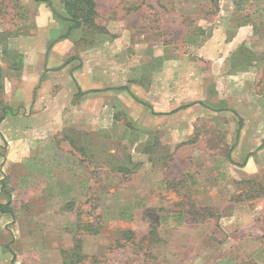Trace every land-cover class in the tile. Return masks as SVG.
<instances>
[{
	"label": "rangeland",
	"instance_id": "rangeland-1",
	"mask_svg": "<svg viewBox=\"0 0 264 264\" xmlns=\"http://www.w3.org/2000/svg\"><path fill=\"white\" fill-rule=\"evenodd\" d=\"M93 1L94 14L53 0L45 15L50 0H0V116L14 110L5 85L19 81L21 43L43 42L48 27L67 34L74 17L80 45L117 39L127 71L171 59L173 70L203 74L202 92L188 97L214 109L176 144L162 126H66L45 157L21 162L0 139V264H264V149L259 173L231 176L243 171L232 157L239 128L264 133V0ZM171 169L188 171L170 180ZM253 209L259 237L236 241Z\"/></svg>",
	"mask_w": 264,
	"mask_h": 264
},
{
	"label": "crops",
	"instance_id": "crops-1",
	"mask_svg": "<svg viewBox=\"0 0 264 264\" xmlns=\"http://www.w3.org/2000/svg\"><path fill=\"white\" fill-rule=\"evenodd\" d=\"M52 2L50 0L51 4L42 7L43 14L46 15L48 9L53 11L55 5ZM72 25L73 22L70 27ZM79 27H72L67 34L58 37H54V31L48 27L43 42L34 39L31 43L28 40L21 43L25 57L19 71V81L15 85H5V101L8 100L14 110L0 121V139L5 147L4 154L9 159L18 157L21 162H26L30 158L38 160L45 157V143H50L52 136L66 126L89 129L92 125L120 123L136 128L148 127L155 133L162 126L165 135L171 138L170 142L176 144L189 138L186 127L198 125L195 121L198 114L203 115L204 111L214 109L208 104L204 105L198 96L192 100L188 97L189 94L202 92L203 74L200 76L198 71L193 73L188 69L173 70L171 59L163 60L160 69H154L155 66L151 65L145 70L147 75L134 64L127 71L123 55L115 49L117 39H105L82 47ZM240 41L242 38L232 40L235 45ZM143 77L146 79L141 80ZM155 77H159L158 80ZM12 92L20 95L16 99L17 104L13 103L15 98ZM115 110L125 113V122H117ZM235 112L242 116L236 109ZM245 126L239 128L236 153L232 154L236 160L243 161L242 172H231L235 179L242 178L241 175L257 174L263 168L257 159L263 157L264 146L260 145L264 133L261 130L258 134V130ZM3 158L0 154V162ZM180 158L178 153L173 155L170 164L178 162ZM22 167L27 173L31 172L26 165ZM187 171L175 172L171 169L166 172L167 178H179ZM261 216L259 211L253 209L247 221L243 218L237 221L242 234L236 241L259 237L257 228Z\"/></svg>",
	"mask_w": 264,
	"mask_h": 264
},
{
	"label": "trees",
	"instance_id": "trees-1",
	"mask_svg": "<svg viewBox=\"0 0 264 264\" xmlns=\"http://www.w3.org/2000/svg\"><path fill=\"white\" fill-rule=\"evenodd\" d=\"M80 2L81 3H83L86 7H88L89 9H88V12L87 13H95V11H94V9H93V7H94V1L93 0H80ZM75 18V17H74ZM72 19V22H73V25L71 26V27H69V29H71L72 27H77V26H79L80 25V23H79V21H77V20H75V19ZM7 114V112H6V108H3V110H2V114H1V116H0V121L4 118V116ZM239 122H241V119H240V121ZM0 207H1V205H0ZM77 250H79V248H77ZM78 253V252H77Z\"/></svg>",
	"mask_w": 264,
	"mask_h": 264
}]
</instances>
